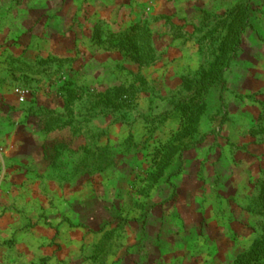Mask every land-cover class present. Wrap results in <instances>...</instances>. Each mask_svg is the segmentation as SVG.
<instances>
[{
  "label": "rangeland",
  "instance_id": "1",
  "mask_svg": "<svg viewBox=\"0 0 264 264\" xmlns=\"http://www.w3.org/2000/svg\"><path fill=\"white\" fill-rule=\"evenodd\" d=\"M261 240L264 0H0V264Z\"/></svg>",
  "mask_w": 264,
  "mask_h": 264
},
{
  "label": "trees",
  "instance_id": "2",
  "mask_svg": "<svg viewBox=\"0 0 264 264\" xmlns=\"http://www.w3.org/2000/svg\"><path fill=\"white\" fill-rule=\"evenodd\" d=\"M235 264H264V240L258 241L249 253L241 255Z\"/></svg>",
  "mask_w": 264,
  "mask_h": 264
}]
</instances>
